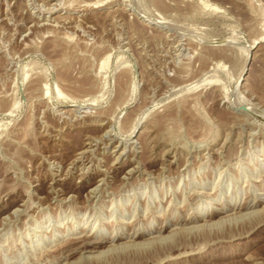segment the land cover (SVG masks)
I'll use <instances>...</instances> for the list:
<instances>
[{"label": "rangeland", "instance_id": "374dc122", "mask_svg": "<svg viewBox=\"0 0 264 264\" xmlns=\"http://www.w3.org/2000/svg\"><path fill=\"white\" fill-rule=\"evenodd\" d=\"M0 264H264V0H0Z\"/></svg>", "mask_w": 264, "mask_h": 264}, {"label": "bare ground", "instance_id": "6f19581e", "mask_svg": "<svg viewBox=\"0 0 264 264\" xmlns=\"http://www.w3.org/2000/svg\"><path fill=\"white\" fill-rule=\"evenodd\" d=\"M43 1H44V0H43ZM100 5H102V4H100ZM49 11H50V10H49ZM140 13H141V12H140ZM153 20H154V19H153ZM161 21H162V20H161ZM162 23H163V22H162ZM165 24H166V23H165ZM168 24H169V23H168ZM106 57H107V56H106ZM107 59H108V58H107ZM104 61H105V60H104ZM100 62H101V61H100ZM105 64H106V63H105ZM118 65H119V64H118ZM118 68H119V67H118ZM201 79H202V78H201ZM197 81H199V79H198ZM182 83H183V82H182ZM200 83H201V82H200ZM193 84H194V83H193ZM195 84H196V83H195ZM186 85H187V84H186ZM189 85H190V84H189ZM189 85H188V86H189ZM188 86H187V87H188ZM192 86H193V85H192ZM195 86H196V85H195ZM183 87H184V86H183ZM183 87H182V88H183ZM196 87H197V86H196ZM184 90H185V89H184ZM92 100H93V99H92ZM93 101H94V100H93ZM96 101H97V100H96ZM242 102H243V101H242ZM242 102H240V103L242 104ZM237 103H239V102H237ZM91 104H92V103H91ZM234 104H235V103H234ZM244 104H245V103H244ZM237 105H238V104H237ZM247 105H248V104H247ZM238 106H239V105H238ZM235 107H236V106H235ZM250 107H251V105H250ZM250 107H249V108H250ZM256 107H257V106H256ZM242 108H243V107H242ZM249 108L246 106V107H244L243 109H245V111L250 112V113L255 112V111L250 110ZM254 110H255V108H254ZM109 120H110V119H109ZM138 120H139V119H138ZM135 123H136V122H135ZM136 124H137V123H136ZM135 126H136V125H135ZM133 128H134V126H133ZM129 172H130V170H129ZM219 211H220L219 209H215V210L212 209V210L210 211V215H211V216H214V215H215L217 212H219ZM204 214H205V213H204ZM222 221H223V220H222ZM207 222H208V221H207ZM206 224H207V223H206ZM249 224H250V223H249ZM117 237H119V236H118V235H115V236H112L110 239L113 240L114 238H117ZM226 237H227V236H226ZM238 237H239V236H238ZM101 238L104 239L103 236H102ZM101 238H99V239H101ZM150 238H151V237H150ZM221 238H222V237H221ZM103 239H102V241H106V239H104V240H103ZM110 239H109V240H110ZM157 240H158V239H157ZM84 242H85V244H86V243H88V244H93V243H99V242H101V241H100V240H98V241H95V240H94V241H91L90 239H86ZM84 242H83V243H84ZM207 242H208V241H207Z\"/></svg>", "mask_w": 264, "mask_h": 264}, {"label": "water", "instance_id": "95a60500", "mask_svg": "<svg viewBox=\"0 0 264 264\" xmlns=\"http://www.w3.org/2000/svg\"><path fill=\"white\" fill-rule=\"evenodd\" d=\"M244 108V107H243Z\"/></svg>", "mask_w": 264, "mask_h": 264}]
</instances>
